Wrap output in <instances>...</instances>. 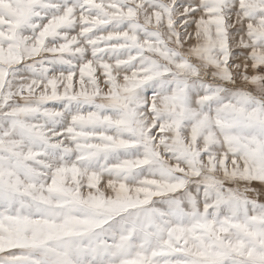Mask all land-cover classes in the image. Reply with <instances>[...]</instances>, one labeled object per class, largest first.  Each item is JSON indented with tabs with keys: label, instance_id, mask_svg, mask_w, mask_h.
I'll use <instances>...</instances> for the list:
<instances>
[{
	"label": "snow or ice",
	"instance_id": "snow-or-ice-1",
	"mask_svg": "<svg viewBox=\"0 0 264 264\" xmlns=\"http://www.w3.org/2000/svg\"><path fill=\"white\" fill-rule=\"evenodd\" d=\"M0 264H264V0H0Z\"/></svg>",
	"mask_w": 264,
	"mask_h": 264
}]
</instances>
